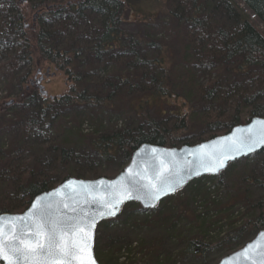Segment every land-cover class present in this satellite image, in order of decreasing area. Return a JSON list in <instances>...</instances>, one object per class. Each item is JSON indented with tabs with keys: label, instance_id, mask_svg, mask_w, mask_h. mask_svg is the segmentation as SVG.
<instances>
[{
	"label": "trees",
	"instance_id": "trees-1",
	"mask_svg": "<svg viewBox=\"0 0 264 264\" xmlns=\"http://www.w3.org/2000/svg\"><path fill=\"white\" fill-rule=\"evenodd\" d=\"M238 1L264 27V0ZM129 15L135 35L121 28ZM42 69L62 77L61 95L29 87ZM0 84L18 90L0 101V214H20L65 179L115 177L143 144L195 145L264 119V36L233 0H0ZM114 160L119 169L107 174ZM202 179L212 180L185 192L206 208ZM219 183L230 194L224 209L242 205V226L206 246L199 239L215 222L203 229L197 217L186 257L264 230V150L228 166ZM136 208L145 212L133 203L122 211ZM94 255L120 264L95 246Z\"/></svg>",
	"mask_w": 264,
	"mask_h": 264
},
{
	"label": "rangeland",
	"instance_id": "rangeland-1",
	"mask_svg": "<svg viewBox=\"0 0 264 264\" xmlns=\"http://www.w3.org/2000/svg\"><path fill=\"white\" fill-rule=\"evenodd\" d=\"M233 1L264 36V27L256 17L240 1ZM121 28L127 34L133 35L137 34L138 30L131 15L126 17ZM44 71L45 69H42L40 72ZM43 86L50 97L59 96L65 90L61 76L47 79L43 82ZM17 92L15 85L9 90H5L3 85L0 84V101L6 97L9 101L13 100ZM48 158L51 159V155ZM119 163V160H114L111 164L105 165L103 171L107 174L116 172L119 169ZM254 166L255 164L250 165V167ZM239 167L241 165L238 164L236 169L239 170ZM219 176L212 178L211 181L201 180L200 191L206 190L209 194L208 203L210 205L207 204L206 208L200 196L193 198L191 194L185 192L189 186L188 184L179 191L178 195L176 194L162 201L155 210L141 213L136 211L137 208L127 209L123 210L118 218L100 223L96 230L95 250L104 256L110 252L115 254L114 256L118 257L117 260L120 264L122 262L126 264L127 262H132V264H154L157 258L160 261L169 260L174 264H217L222 258L236 252L238 248H241L254 237H252L253 233H248L245 238L237 241V245L231 242L215 249H213V246L209 247L206 256L202 259L182 255L188 240L199 234V229H196L193 225L197 217H199V220L201 218L205 219L203 229L208 228L212 222H215L214 228L213 226L210 227L213 229L212 233L209 232L207 237L202 238L203 241L199 239L206 246H211L221 239L226 241L231 239L233 237V232L230 231L231 228L236 229L242 226V216L244 215L242 205L238 204L237 207L235 206L230 210L224 209L230 194L225 186L221 183L218 184ZM229 223L230 226L228 227L227 224ZM220 227L222 230H219ZM126 250H129L127 254L129 260H125ZM99 263L106 264L103 256L100 257Z\"/></svg>",
	"mask_w": 264,
	"mask_h": 264
},
{
	"label": "water",
	"instance_id": "water-1",
	"mask_svg": "<svg viewBox=\"0 0 264 264\" xmlns=\"http://www.w3.org/2000/svg\"><path fill=\"white\" fill-rule=\"evenodd\" d=\"M46 72H48V70ZM41 80L42 78L37 80L36 85L38 86L40 96L46 97L47 93L40 85ZM11 103L12 102L9 104ZM261 129H264V119L253 118L246 124L234 127L225 135L214 137L195 145L164 148L143 144L132 153L127 166L115 177L111 179L100 177L91 180L77 178L65 179L55 188L37 195L24 212L20 214L4 213L0 214V218H3V222L7 224L10 218L31 216L32 212L30 209H32L34 203L42 205L50 204L52 206L50 211L53 213L56 212L57 208H59L61 212L66 211L63 209L64 203H68L72 207L78 205L79 208L86 211L89 216L96 217L95 227L92 229L91 255L95 260V264H99L94 256V242L97 227L101 222L118 218L122 208L131 203L137 204L143 211L155 210L162 201L175 196L190 182L205 177H218L227 170L228 166L264 150V144L256 145L255 150L247 154L236 155L233 159L226 160L225 166L218 171H205L202 165L210 166L212 163L211 158L220 156L222 151L230 144L231 140H239L248 137L255 138ZM129 169H131V174L129 173ZM197 172L199 173L198 175L194 174ZM136 173H143L149 178L159 177L161 179H166L167 182L172 183L174 186L180 181H182V183L176 186L175 191L161 195L159 199L153 202L149 189L147 187H141V185H147L148 180H141L139 176H135V180H133V175ZM153 182H155V179ZM132 184H135L138 190L133 191L132 198L125 199L119 204L115 215L100 216V212L107 211V209L103 207L102 202L99 200L96 203L84 202L87 193L110 199L118 193L122 185L131 186ZM87 199H91V197L87 196ZM68 214L71 215L72 213ZM19 223L20 222H18V224ZM24 223L30 222L25 220ZM248 245H252L253 247L248 251L247 255L249 259H245L242 250ZM251 260H255L256 264H264V230L259 231L251 241L244 244L236 252L222 258L217 264H251ZM0 264H6V261L0 260Z\"/></svg>",
	"mask_w": 264,
	"mask_h": 264
},
{
	"label": "snow or ice",
	"instance_id": "snow-or-ice-1",
	"mask_svg": "<svg viewBox=\"0 0 264 264\" xmlns=\"http://www.w3.org/2000/svg\"><path fill=\"white\" fill-rule=\"evenodd\" d=\"M259 144H264V129H261L255 138L231 140L220 156L211 158L210 166H202L205 171H218L225 166L226 160L254 151ZM129 173L131 174V169ZM135 176H139L141 180H148L147 185H141V187L149 189L153 202L161 195L175 191L176 186L182 183L180 181L174 186L166 179L149 178L143 173L134 174L133 180ZM154 179L155 182H153ZM134 190H138L135 184L122 185L118 193L110 199L87 193L91 199H87L86 196L84 202L101 201L107 211H102L99 215L111 216L115 215L123 200L132 198ZM51 208L50 204L34 203L30 209L31 216L13 217L7 224L3 222V218H0V260L6 261V264H95L91 255V239L96 217L89 216L78 205L72 207L64 203L63 209L66 210L64 212L57 208L53 213L50 211ZM25 220L30 223H24ZM252 247L248 245L242 250L245 259H249L247 254ZM251 264H256V261L251 260Z\"/></svg>",
	"mask_w": 264,
	"mask_h": 264
},
{
	"label": "flooded vegetation",
	"instance_id": "flooded-vegetation-1",
	"mask_svg": "<svg viewBox=\"0 0 264 264\" xmlns=\"http://www.w3.org/2000/svg\"><path fill=\"white\" fill-rule=\"evenodd\" d=\"M47 71V70H46ZM36 72L35 75L33 76L32 80H29L30 84H29V87L31 88H34V93L37 95V96H40L39 94V91H38V86L36 85V81L37 80H40V78H42L41 82H40V85L43 87V90H44V86H43V82H45L47 79L51 78L52 76V71L51 70H48V72ZM42 97V96H40ZM49 98L50 96H46V97H42V98Z\"/></svg>",
	"mask_w": 264,
	"mask_h": 264
}]
</instances>
